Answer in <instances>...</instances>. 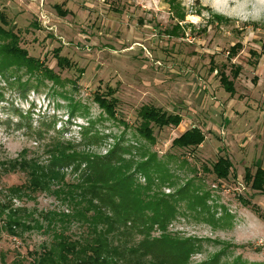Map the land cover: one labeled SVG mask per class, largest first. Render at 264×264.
Wrapping results in <instances>:
<instances>
[{
    "label": "rangeland",
    "instance_id": "374dc122",
    "mask_svg": "<svg viewBox=\"0 0 264 264\" xmlns=\"http://www.w3.org/2000/svg\"><path fill=\"white\" fill-rule=\"evenodd\" d=\"M0 26L60 80L39 83L14 69L10 78L0 77V163L20 156L47 163L55 142L81 149L88 131L87 138L97 140L87 152L103 155L118 141L130 170L153 152L174 182L168 188L158 182L161 193L191 181V203L205 197L190 207L179 203L167 227L194 242L189 263L217 256L220 264H264V195L244 178L264 168V0H0ZM233 45L236 54L229 58ZM57 56L71 67L61 69ZM220 72L233 81L234 95L222 88ZM18 80H29L38 91H19ZM142 106L182 121L176 127L151 125L150 143L136 130ZM190 128L202 131L201 145L172 148ZM220 158L232 165L226 179L213 173ZM80 173L68 169L66 181ZM25 182L23 173H1L0 204L24 208L34 219L69 211L51 192L5 198L8 188ZM6 214L0 216V264H31L30 251L50 245L52 233L29 229L10 236L1 228ZM53 225L74 238L83 231L73 222ZM160 233L156 228L150 235Z\"/></svg>",
    "mask_w": 264,
    "mask_h": 264
},
{
    "label": "trees",
    "instance_id": "16d2710c",
    "mask_svg": "<svg viewBox=\"0 0 264 264\" xmlns=\"http://www.w3.org/2000/svg\"><path fill=\"white\" fill-rule=\"evenodd\" d=\"M55 9L58 14L66 15L60 6H55ZM237 47H230L227 57H234ZM56 60L61 69L71 67L66 58L57 56ZM13 69L34 76L39 83L44 80L60 81L42 61L29 56L20 47L16 34L0 26V77L10 78L15 73ZM239 73L240 67L236 66L233 78L236 79ZM219 78L222 88L231 96L234 95L233 81L224 72H220ZM17 84L18 90L23 93L30 88L36 91L39 88L30 86L29 80H18ZM95 99L101 106L109 105L99 97ZM137 116L140 120V126L136 127L137 133L150 143L155 142L151 125L158 128L176 127L182 121L178 114H168L153 106H142ZM90 132L84 134V148L81 149L73 143L55 142L48 150L50 155L47 163L43 164L38 159L26 160L23 156L0 163V174L20 172L26 177L25 184L11 186L5 191L7 194L4 196L9 197L8 200L30 199V195L38 191L51 192L69 208L66 213L49 211L41 214L40 219H34L24 208L14 210L9 202H3L0 204V216L4 212L7 214L1 220L2 230L13 237L29 229L52 233L49 247L30 251L31 264H190L189 257L196 250L194 242L168 233L167 227L171 219L179 214V203L186 201L187 207H190L201 204L205 197H196L198 201L191 203V196L187 194L192 187L191 181L172 194L161 193L159 183L168 188L174 182H168L167 169L156 161L153 152L144 162L136 164L133 170H130L122 156L123 148L118 141L103 155L87 152L86 146L97 140L95 136L87 138ZM203 140L200 129L190 128L175 138L171 147L179 150L197 148ZM231 168L228 158H220L213 165V173L218 178L226 179ZM68 169L73 173L81 172L77 180L66 181L65 172ZM138 175L143 177V183ZM244 178L250 182L251 189L264 195V168L259 166L253 174L245 175ZM56 221L79 224L83 228L81 236L74 238L58 230L53 225ZM156 228L161 232L160 235L151 237L150 233ZM137 236L142 238L136 240ZM200 264L220 263L215 256Z\"/></svg>",
    "mask_w": 264,
    "mask_h": 264
}]
</instances>
